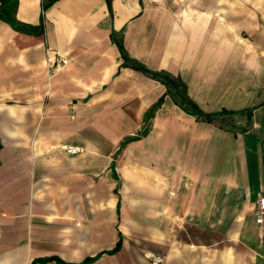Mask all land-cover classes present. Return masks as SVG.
Here are the masks:
<instances>
[{"label":"crops","instance_id":"crops-1","mask_svg":"<svg viewBox=\"0 0 264 264\" xmlns=\"http://www.w3.org/2000/svg\"><path fill=\"white\" fill-rule=\"evenodd\" d=\"M0 12L14 21L0 15V264H264V0ZM113 36L201 110L226 112L182 109ZM48 56L67 59L49 79Z\"/></svg>","mask_w":264,"mask_h":264},{"label":"trees","instance_id":"trees-1","mask_svg":"<svg viewBox=\"0 0 264 264\" xmlns=\"http://www.w3.org/2000/svg\"><path fill=\"white\" fill-rule=\"evenodd\" d=\"M0 15L7 19L9 22L13 23V18L11 17L12 15L7 16L5 12H0ZM115 41L117 42V45L120 50V54L123 58V64L124 65H129L131 67H134L136 69H139L143 72L149 73L151 76L159 79L162 83L165 84L166 86V92L165 94H169L175 103H177L182 109L186 110L190 114H194L196 117H200L206 121H213L215 120L216 116L218 114H221L222 112L226 111H221L219 113H214V112H204L201 110L198 105L187 95L186 93V86L185 83L176 76L171 75L170 73L164 71V70H151L145 67L144 64L141 62L129 57L127 54L126 50L123 47V44L120 39L116 38L113 36ZM163 96L159 97L157 102L148 110L147 116L150 117L153 115L154 110L160 105V103L163 100ZM264 103V100H263ZM252 108H248L244 110L247 114L251 113ZM229 112V111H227Z\"/></svg>","mask_w":264,"mask_h":264},{"label":"built area","instance_id":"built-area-1","mask_svg":"<svg viewBox=\"0 0 264 264\" xmlns=\"http://www.w3.org/2000/svg\"><path fill=\"white\" fill-rule=\"evenodd\" d=\"M48 53V50H47ZM48 55V54H47ZM67 62V59L61 57H52L48 56L47 58V69L49 79L59 68ZM60 147L70 154L80 153L82 148L78 145H72L69 143H62ZM254 214L256 222L261 224L264 219V194H261L257 197L254 207ZM163 255L155 254L151 257V264H163Z\"/></svg>","mask_w":264,"mask_h":264}]
</instances>
